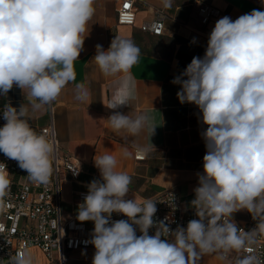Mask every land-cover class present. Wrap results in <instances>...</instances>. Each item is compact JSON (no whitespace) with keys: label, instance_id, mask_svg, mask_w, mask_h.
<instances>
[{"label":"clouds","instance_id":"9594fccd","mask_svg":"<svg viewBox=\"0 0 264 264\" xmlns=\"http://www.w3.org/2000/svg\"><path fill=\"white\" fill-rule=\"evenodd\" d=\"M93 4L94 0H0V96L7 97L16 86L30 98L33 111L55 101L75 80L74 62L83 50ZM162 4L171 8L172 0ZM140 55L130 39L115 37L107 50L96 45L92 60L101 73L122 75L108 109L129 106L136 98L130 70ZM171 83L180 85L178 100L195 105L199 122L206 126L201 132L206 148L203 172L197 173L198 186L190 202L198 218L175 230L166 222L168 217L155 221L157 202L126 198L132 177L117 171V157L95 155L100 179L87 184L76 217L94 222L91 239L86 241L95 248L92 264H197L203 254L218 252L223 260L226 254L245 249L249 254L238 257L235 264H262L251 245L264 235V11L254 9L234 21L229 16L220 18L208 36L203 57L194 56ZM87 97L84 86L77 85L76 99ZM27 113L23 104L19 109L5 104L0 152L15 160L30 181L47 184L55 144L47 133H37L30 126ZM107 120L114 131L131 136L146 127L151 136L155 133L147 114L133 118L115 111ZM123 155L131 153L124 149ZM9 175L0 163V197L10 189ZM241 210L256 221L250 231H241L232 220ZM114 213L127 219L112 220ZM10 259L12 264H34L27 249Z\"/></svg>","mask_w":264,"mask_h":264},{"label":"crops","instance_id":"0c3cea01","mask_svg":"<svg viewBox=\"0 0 264 264\" xmlns=\"http://www.w3.org/2000/svg\"><path fill=\"white\" fill-rule=\"evenodd\" d=\"M194 0H172L171 8H164L162 0H134L136 7L133 26H118L116 23L117 3L115 0H94V15L87 25L83 50L74 62L75 80L70 82L61 95L51 103L56 138L62 152L79 162L80 175L76 181L64 175L60 182L61 212L65 218H76L79 193L87 194V184L100 179L94 166V156L111 154L117 157V171L132 177L128 199L137 202L150 198L164 190L176 191L185 213L194 209V188L198 186L197 173L203 172V156L206 148L201 132L206 128L199 122L200 112L193 104H181L177 98L180 85L171 81L180 75L194 56L201 57L202 46L215 23L224 16L233 21L252 10L264 11V0H199L219 11L205 26L200 24ZM159 14L165 16L163 34L155 37L141 30ZM132 40L141 50L138 62L131 68L135 81L136 98L129 106L108 109L117 81L121 76H105L92 58L96 45L107 50L115 38ZM196 39V43L191 41ZM82 84L88 92L84 101L76 99L77 85ZM14 100L19 107L23 104L28 113L25 117L36 130L48 122V105L33 111L30 98L14 86L7 97L1 96L5 105ZM115 111L135 118L139 114L150 117V126L155 127L151 136L146 127L138 135L125 131H114L107 118ZM127 137V138H126ZM153 145V146H152ZM137 146L147 148L139 151ZM124 149L131 155L125 157ZM2 153V152H0ZM135 153L144 155L143 161H135ZM119 214L114 213L112 217ZM121 219H126L122 217ZM236 222L250 221V213L241 210L234 213ZM83 223L87 230L94 222ZM37 259V264H49L38 249L28 250ZM95 248L79 249L68 254L66 264H92ZM197 264H235L220 259L216 253L203 254Z\"/></svg>","mask_w":264,"mask_h":264},{"label":"built area","instance_id":"2783aa9c","mask_svg":"<svg viewBox=\"0 0 264 264\" xmlns=\"http://www.w3.org/2000/svg\"><path fill=\"white\" fill-rule=\"evenodd\" d=\"M117 3L116 23L118 26H133L135 23L136 7L134 0H115ZM200 24L205 26L212 18L219 16V11L209 5L194 0ZM165 16L159 14L155 19L145 22L141 30L155 37L163 34ZM207 43L202 46L201 58L205 53ZM13 107L18 104L10 100ZM4 104L0 96V127L6 121L3 119ZM49 116L45 126L36 129L37 133H47L55 144L53 171L47 184H37L29 180L27 172L22 170L15 160L7 158L0 153V163L6 165L11 181L10 189L4 197H0V264H12L11 256L25 249H38L49 264H66L68 254L79 249L94 247L86 241L91 239V231L76 218H65L61 212L60 182L64 175L76 181L80 175L79 162L69 154L61 151L53 123L52 105H48ZM144 155L135 153V161H143ZM79 169L75 175L74 170ZM86 193H79L78 199L83 201ZM157 202V212L154 220L166 221L170 228L186 227L192 219H197L195 209L185 213L182 209L181 198L174 190H164L150 197ZM145 199L138 203H142ZM79 205V203L77 204ZM122 214L112 217L120 220ZM127 219V217H125ZM233 220V219H232ZM236 222V221H235ZM241 231H250L256 223L250 221L236 222ZM155 228L149 234H154ZM139 235L140 233L137 232ZM254 255L264 264V235H258L255 243L251 245ZM221 255L218 252H214ZM249 253L245 250L232 251L226 254V260L235 262Z\"/></svg>","mask_w":264,"mask_h":264},{"label":"rangeland","instance_id":"374dc122","mask_svg":"<svg viewBox=\"0 0 264 264\" xmlns=\"http://www.w3.org/2000/svg\"><path fill=\"white\" fill-rule=\"evenodd\" d=\"M34 264H37V259L36 258H34Z\"/></svg>","mask_w":264,"mask_h":264}]
</instances>
